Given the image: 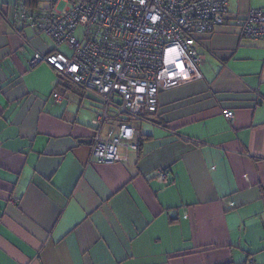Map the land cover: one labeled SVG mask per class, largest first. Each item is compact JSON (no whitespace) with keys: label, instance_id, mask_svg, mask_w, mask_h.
Listing matches in <instances>:
<instances>
[{"label":"crops","instance_id":"0c3cea01","mask_svg":"<svg viewBox=\"0 0 264 264\" xmlns=\"http://www.w3.org/2000/svg\"><path fill=\"white\" fill-rule=\"evenodd\" d=\"M16 4L0 0V264H264V40L232 21L200 35L203 78L160 91L132 122L140 151L99 163L82 141L98 105L55 98L59 73L28 63L55 44L12 30Z\"/></svg>","mask_w":264,"mask_h":264},{"label":"built area","instance_id":"2783aa9c","mask_svg":"<svg viewBox=\"0 0 264 264\" xmlns=\"http://www.w3.org/2000/svg\"><path fill=\"white\" fill-rule=\"evenodd\" d=\"M62 1L66 7L57 11L53 2L29 6L17 0L5 21L21 36L24 28L49 36L55 48L33 56L29 65L44 61L98 105L91 154L99 163L114 162L121 148L138 149L132 122L157 112L160 91L203 78L200 35L232 21L241 37L264 40V8L231 15L228 0ZM223 116L230 120L233 111ZM166 176V170L156 171L158 181Z\"/></svg>","mask_w":264,"mask_h":264},{"label":"trees","instance_id":"16d2710c","mask_svg":"<svg viewBox=\"0 0 264 264\" xmlns=\"http://www.w3.org/2000/svg\"><path fill=\"white\" fill-rule=\"evenodd\" d=\"M25 3L29 6H37L38 4V0H24ZM48 3H52L53 1H47ZM59 82L57 84V86L55 87V93L61 95V97L63 98L64 96H66L68 93L72 92L73 95L74 93H77V96H79V100L81 101V99L85 98V93L82 89H80L79 87H77L76 85H74L73 83H71L70 81H68L67 79H65L64 77H62L61 75L59 76ZM156 113V112H155ZM153 113V114H155ZM148 136L142 137L139 140H137V145H138V149L140 151L141 148V144L143 141L147 140Z\"/></svg>","mask_w":264,"mask_h":264},{"label":"rangeland","instance_id":"374dc122","mask_svg":"<svg viewBox=\"0 0 264 264\" xmlns=\"http://www.w3.org/2000/svg\"><path fill=\"white\" fill-rule=\"evenodd\" d=\"M38 1H39L38 4H39L40 6H45V5L48 4L47 1H50V0H38ZM51 1H53L54 5H55V9H56L57 11H61V10H63V9L66 7V2H64V1H62V0H51ZM76 35H77V36L80 35V31H79V30H77ZM42 38L45 39V40H50V39H48V38L45 37V36H42ZM60 49L65 50V48H64L63 46H60ZM93 103H94V105H95V102H93ZM86 104H88V100L86 101ZM87 108H95V107H92V106L89 107V105H88Z\"/></svg>","mask_w":264,"mask_h":264},{"label":"water","instance_id":"95a60500","mask_svg":"<svg viewBox=\"0 0 264 264\" xmlns=\"http://www.w3.org/2000/svg\"><path fill=\"white\" fill-rule=\"evenodd\" d=\"M82 141H85V142H88V143L91 142V140H82Z\"/></svg>","mask_w":264,"mask_h":264}]
</instances>
